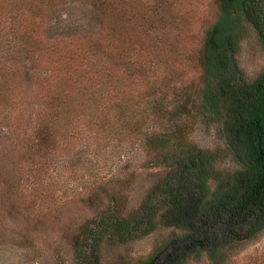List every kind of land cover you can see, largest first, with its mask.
<instances>
[{"label": "rangeland", "instance_id": "rangeland-1", "mask_svg": "<svg viewBox=\"0 0 264 264\" xmlns=\"http://www.w3.org/2000/svg\"><path fill=\"white\" fill-rule=\"evenodd\" d=\"M127 2L130 6L129 0H49L44 12L48 38L79 36L84 41L79 45L89 44L87 59L81 57L78 63L85 61L86 69L94 62L103 67L96 65L97 70L94 67L87 75L95 78L98 85L88 82L84 91H96L106 84L105 92L96 99L108 105L120 100L127 102L142 86H152L157 77L156 64L164 60L158 61L160 54L155 56L153 52H161L170 41L172 52L183 56L177 68L185 73L188 84L193 82L198 72L191 67V50L201 43L207 21L216 11V0H162L161 10L167 14L164 6H169V11L176 15L175 23L169 24L167 15L160 16L162 21L139 23L135 17L125 15L130 17L126 21L117 14ZM137 2L143 5L154 1ZM13 11L15 8L7 12V21L0 28V66L9 68L4 69L16 84L12 101L16 103L0 112V264H83L76 253L87 236V228L108 216L114 206L120 207L121 217L136 213L154 185L165 178L173 160L165 161L152 150L147 152L139 142L127 144L115 133L96 132L84 125L70 138L71 131L68 138L56 136L59 144L52 146L53 153L37 163L42 179L33 186L31 180L36 179L26 166L30 159L25 155L30 149L24 150V138L34 136L35 121L46 109L38 101L43 97L38 85L44 91L52 80L63 82L64 75L47 67L37 68L24 52L9 46L13 38L7 36L8 28L17 14ZM103 27L116 43V48L115 43L111 45L114 53L108 51L102 39H97ZM235 58L236 69L248 81L264 71V51L253 30L248 31ZM121 79L124 84L119 85L123 88L115 91ZM186 92L187 96L171 105L168 122L163 126L149 125L148 131L159 138L169 137L172 142L180 138V147L174 146L171 151L178 157L185 147L213 153L219 176L226 178L237 166L226 150L220 127L199 113V89L192 91L189 86ZM52 93L51 98H59L58 102L71 112L74 103L64 97L66 93ZM0 102L3 107L4 102ZM215 184L217 181L212 180L211 189ZM154 203L158 206L156 200ZM164 209L159 205L157 225L143 235L121 241L104 233L95 246L98 264H148L173 256L175 264H264V229L253 237L225 245L211 257L209 251L220 236L228 234L226 229L209 218L203 225L206 235H188L187 230L163 224L160 218ZM184 242L195 245L190 249ZM89 243L92 244L91 240Z\"/></svg>", "mask_w": 264, "mask_h": 264}, {"label": "trees", "instance_id": "trees-1", "mask_svg": "<svg viewBox=\"0 0 264 264\" xmlns=\"http://www.w3.org/2000/svg\"><path fill=\"white\" fill-rule=\"evenodd\" d=\"M48 1L0 0V28L7 21L8 11L15 8L13 12L17 13L13 16V24L8 28L7 36L11 35L9 37L14 39L9 40V46L24 52L37 68L47 67L48 70L54 69L59 75H64L63 82L52 80V84L46 85L44 91L38 85V92L43 93L38 101L46 109L35 121L34 136L28 135L24 138V146L27 147L24 150L30 149L29 154L25 155L30 159L26 166L28 171L34 172L32 178L36 179L31 180L33 186L40 184L39 178L42 179L37 163L53 153L52 146L55 148L59 144L56 136H66L71 131L70 138L84 125H89V129L96 132L115 133L121 140L124 138V143L127 144L139 142L147 152L152 150L163 156L165 161L173 160L165 178L154 185L153 191L147 195L136 213L130 217H121L118 215L120 207L117 209L114 206L110 215L98 219L94 226L87 228V236L76 253L80 261L83 264H98L95 246L106 232L109 238L124 241L152 230L158 223L155 216L159 205L165 208L160 218L163 224L187 230L188 235H206L203 225L209 218L219 222L228 234L220 236L214 242L212 250L209 251L211 257H215L217 251L225 248V245L253 237L262 231L264 71L254 80L244 79L236 69L235 55L250 30L255 32L264 51V0H216L215 16L207 21L199 46L191 50V67L198 72L193 82L188 84L185 73L177 68L183 56L172 52L173 42L170 41L161 52H153L155 56L160 54L158 61L164 60L156 64L157 77L152 86H142L136 91V96L127 102L120 100L109 105L106 101L100 102V99H96L97 96L101 97V92H105L106 84L96 91H84L88 82L90 85H98L95 78L87 75L94 67L97 70L96 65L99 69L103 67L102 64L94 62L86 69L85 61L78 63L81 57L87 59L89 44L81 45L84 41L79 36L52 39L47 37L45 28L48 23L44 12ZM152 1L154 2L141 5L137 0H129L130 6L128 2L125 5V2L117 14L126 21L130 17L125 15L135 17L139 23H150L157 19L162 21L160 16L165 18L167 15V22L175 23L176 15L173 16V12L169 11V6H164L168 10L166 14L161 10L162 0ZM17 5H22L25 12L19 6L16 10ZM99 38L108 46V51L112 50L111 45L115 41L106 27L97 36L98 40ZM114 46L116 48V43ZM56 55L59 56L56 58ZM4 68L7 67L0 66V101L5 103L2 107L0 102V112L6 110L8 105L14 106L16 103L12 102L16 95V84L11 79L10 72H6ZM84 78H87V82ZM119 84H124V79L118 81L115 91L122 90L123 85ZM189 86L192 91L199 89L198 111L209 123L219 125L226 150L237 166L233 174L226 178L219 176L213 153L185 147L180 152L182 155L175 156L171 151L174 146L182 144L180 138L177 137L172 142L169 137L159 138L148 131L149 125L163 126L168 122L171 105L175 106L187 96ZM56 91L65 92L64 97L73 101L71 112L66 111L67 107L58 102L59 98H51L52 92ZM137 101H144V104L140 105ZM24 170L27 172L26 167ZM212 180L217 181L214 189L210 187ZM154 200L158 202V206ZM188 243L184 242L183 245L190 249L195 245ZM175 258L173 256L164 262L152 260L148 264H175Z\"/></svg>", "mask_w": 264, "mask_h": 264}]
</instances>
